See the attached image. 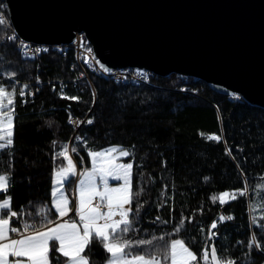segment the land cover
<instances>
[{
	"label": "trees",
	"instance_id": "obj_1",
	"mask_svg": "<svg viewBox=\"0 0 264 264\" xmlns=\"http://www.w3.org/2000/svg\"><path fill=\"white\" fill-rule=\"evenodd\" d=\"M1 13L9 17L2 0ZM5 21L0 25V84L13 85L8 73L15 72L17 95L14 143L0 151V173L11 177L7 196L11 210L19 214L12 225H40L42 212L47 219L59 218L53 206V176L67 161L56 154L69 145L76 131L68 120L76 117L86 119L76 132L80 142L72 145L81 168L90 165L92 151L120 146L131 153L122 160L133 164L131 186L139 195L132 204L133 230L127 238H157L152 245L134 247L133 254L162 245L158 238L164 236L182 239L198 259L206 245L214 244L218 256L236 264H264V109L177 74H155L140 84H119L91 74L90 83L70 70L72 50L22 58L16 40L2 41L9 32ZM29 81L39 83V91L20 97L23 85L29 86L28 93ZM61 88L79 100L61 98ZM211 135L220 141L208 139ZM74 181L72 176L65 183L71 207ZM245 188V195H239ZM223 192H236L237 198L214 202L212 197ZM4 198L0 193V201ZM221 216L232 219L220 221ZM212 232L215 236L209 240ZM56 255L53 248L52 264ZM84 255L90 264L110 259L95 238Z\"/></svg>",
	"mask_w": 264,
	"mask_h": 264
},
{
	"label": "water",
	"instance_id": "obj_2",
	"mask_svg": "<svg viewBox=\"0 0 264 264\" xmlns=\"http://www.w3.org/2000/svg\"><path fill=\"white\" fill-rule=\"evenodd\" d=\"M18 36L72 44L100 65L177 74L264 109V0H2Z\"/></svg>",
	"mask_w": 264,
	"mask_h": 264
},
{
	"label": "snow or ice",
	"instance_id": "obj_3",
	"mask_svg": "<svg viewBox=\"0 0 264 264\" xmlns=\"http://www.w3.org/2000/svg\"><path fill=\"white\" fill-rule=\"evenodd\" d=\"M3 16H0V25L5 24ZM15 40L16 37H10ZM24 56L32 55L24 45ZM38 51V50H37ZM90 52L91 49H88ZM87 62V61H86ZM97 63H99L97 61ZM103 71L109 69L100 65ZM3 73H0L2 75ZM15 72L8 73L9 79L14 81ZM0 84V151L13 146L14 120H15V86ZM28 85H23L19 92L20 97L26 94ZM61 98L79 100L78 96L68 97L61 91ZM26 102V101H23ZM69 122L74 121L69 118ZM93 123L92 120L87 121ZM210 140L220 141L218 135L207 137ZM62 151L56 154L57 158L62 157L67 161V166H61L55 173L56 180L52 191L54 207L60 219L68 216L72 211L71 201L65 194L63 185L69 176L77 175L76 166L69 154L68 145H62ZM74 152L75 149H72ZM118 155H114L117 154ZM92 169L82 173L78 182V200L75 206L77 220H64L57 223L47 219L46 213H41L39 226L25 221L22 228L12 226L13 218L18 217L16 211L11 210V197L7 196L10 187V175L0 173V193L5 198L0 201V264H52L50 252L53 248L56 264H90L85 249L92 240L97 239L104 250L110 254L107 264H236L226 256H218L215 245L205 246L200 258L194 253L182 239L165 240L164 236L158 239L164 243L144 254H133L134 247L152 245L154 240H136L127 238V234L133 230L132 204L139 192L134 193L131 186L133 164L117 162L120 157H129L131 153L120 146H112L102 151H92ZM99 178V183L97 182ZM120 182L119 186H110L109 181ZM247 188L239 192L245 195ZM236 192H223L219 197H212L213 201L219 200L221 204L229 199H236ZM159 219V217H157ZM232 219V217H219L220 221ZM184 220L180 221V227L176 228L178 233L183 226ZM217 224L212 223L211 229ZM11 234H16L15 236ZM215 236L212 232L208 239ZM256 243L255 237H252ZM257 246H259L257 244ZM252 247V244L249 245Z\"/></svg>",
	"mask_w": 264,
	"mask_h": 264
},
{
	"label": "built area",
	"instance_id": "obj_4",
	"mask_svg": "<svg viewBox=\"0 0 264 264\" xmlns=\"http://www.w3.org/2000/svg\"><path fill=\"white\" fill-rule=\"evenodd\" d=\"M0 16H3L5 20L10 22L9 18L6 19L4 14H0ZM9 32L7 34V37L4 38L2 41L4 42L6 39H10V37L15 36L16 37V45L19 49L20 55L24 59H33L37 55L41 53H47V52H58V53H67L68 50H72L75 55L74 62L70 65V70L79 78V79H86L91 83V74H96L100 77L110 78L114 80L116 83L119 84H140V83H148L151 81L152 77L155 75L151 70L148 69H139V68H117L113 70H109L108 72L103 71V69L100 68V63H97L98 59L95 55V52L92 48V45L87 40V37L84 33H76L75 40L72 44H37L32 43L28 41L22 40L14 28L11 25V22L9 23ZM12 40V39H10ZM24 45H27V50L32 52V55L30 56H24L22 53L25 50ZM88 49H91L89 52ZM38 50V51H37ZM87 61V62H86ZM30 80H32V76H30ZM31 87L28 90V93H36L39 90V83L34 84V82L29 81ZM60 91L63 92V94H66L64 91V88H61ZM61 93V92H60ZM34 96V95H30ZM231 100H236L237 95L232 94L230 95ZM71 119L74 121L73 123H70L68 120V123L72 126V128L77 132L81 129L83 124L85 123L86 119H80L76 117H71ZM76 132L72 136L69 146L72 147L73 143L80 142V138L76 136ZM42 218V217H41ZM40 218V219H41ZM16 221V218H13L12 222ZM31 224H36L39 226L38 222H32ZM14 226V225H12ZM15 227V226H14ZM15 236L16 234H11Z\"/></svg>",
	"mask_w": 264,
	"mask_h": 264
},
{
	"label": "rangeland",
	"instance_id": "obj_5",
	"mask_svg": "<svg viewBox=\"0 0 264 264\" xmlns=\"http://www.w3.org/2000/svg\"><path fill=\"white\" fill-rule=\"evenodd\" d=\"M3 14V13H2ZM9 18V17H8ZM7 17H6V19H8ZM10 22H8V24L7 25H10L9 24ZM9 27V26H8ZM68 147H69V154H70V156H71V159L73 160V162H74V164H75V166H76V172H77V175H75L74 177H75V181H74V189H73V195H74V204H73V206L71 207V208H73V211H72V213L70 214V215H68V217L70 218L69 220H77L78 221V217L76 216V212H75V206H76V204H77V200H78V182H79V180L81 179V178H83L82 177V173H84L86 170L87 171H91V169H92V163H91V157H90V165L89 166H83L82 168L79 166V164L77 163V161H76V158H75V151L73 152L72 151V149H73V147H71L70 148V146L68 145ZM104 150V149H103ZM126 150V149H125ZM100 151H102V150H100ZM114 155H118V153L117 154H114ZM122 158H124V157H120L119 158V160L117 161V162H119V163H128V162H125L124 160H122ZM56 173V172H55ZM71 176H69V178H70ZM69 178H68V180H69ZM55 180H56V176H55V174H54V176H53V189H54V187H57V185L55 184ZM67 180V181H68ZM66 181V182H67ZM97 182L99 183V178H97ZM131 182H132V177H131ZM109 183H110V186H112V187H117V186H119V184H120V182H118V181H114V180H111L110 179V181H109ZM65 184V183H64ZM63 188H64V185H63ZM69 198V197H68ZM70 200V199H69ZM230 200V199H229ZM53 202H54V198H53ZM68 217H65V220H66V218H68ZM76 218V219H75ZM59 219V218H58ZM63 220H64V218H63ZM58 223H60V222H58Z\"/></svg>",
	"mask_w": 264,
	"mask_h": 264
},
{
	"label": "crops",
	"instance_id": "obj_6",
	"mask_svg": "<svg viewBox=\"0 0 264 264\" xmlns=\"http://www.w3.org/2000/svg\"><path fill=\"white\" fill-rule=\"evenodd\" d=\"M72 177V176H71ZM70 177V178H71ZM66 183V182H65ZM64 191H65V184H64ZM65 194H66V191H65ZM67 195V194H66ZM53 206H54V202H53ZM70 207H71V204H70ZM55 208V207H54ZM72 211H73V208H72ZM72 211L71 212H69V214L68 215H70L71 213H72ZM66 217H68V216H66ZM70 218L68 217V218H66V220H69ZM76 219V218H75ZM64 220H65V217H64ZM63 219H57V220H55L57 223L58 222H63L64 221Z\"/></svg>",
	"mask_w": 264,
	"mask_h": 264
}]
</instances>
